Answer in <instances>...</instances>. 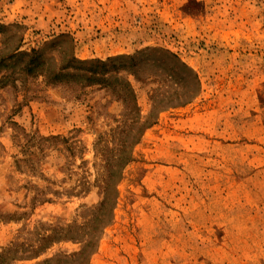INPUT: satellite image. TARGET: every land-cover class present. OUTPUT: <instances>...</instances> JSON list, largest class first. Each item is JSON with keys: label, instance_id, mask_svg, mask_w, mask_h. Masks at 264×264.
<instances>
[{"label": "rangeland", "instance_id": "1", "mask_svg": "<svg viewBox=\"0 0 264 264\" xmlns=\"http://www.w3.org/2000/svg\"><path fill=\"white\" fill-rule=\"evenodd\" d=\"M62 35L80 61L136 58L121 76L141 116L155 95L186 103L133 147L105 223L101 153L119 146L123 104L2 69L1 264H264V0H0V54Z\"/></svg>", "mask_w": 264, "mask_h": 264}, {"label": "trees", "instance_id": "2", "mask_svg": "<svg viewBox=\"0 0 264 264\" xmlns=\"http://www.w3.org/2000/svg\"><path fill=\"white\" fill-rule=\"evenodd\" d=\"M20 46L18 44L11 52L1 51L0 71L5 69L11 76L16 77H43L46 84L50 86L77 85L82 88L100 86L111 91L116 101L123 104V118L120 121L119 133L114 134L119 146L110 150L103 148L101 156L104 157L105 173L98 179L104 199L97 211L98 214L107 216L105 223L111 222L116 204V184L121 178L123 169L133 160V147L141 140L146 129L155 123L157 112L186 102L178 96L158 98L155 95L151 112L143 117L138 112L131 83L121 76L123 70L130 75H136L131 70L139 67L135 57L119 56L109 61H80L74 55L73 40L67 35H62L30 52L20 51ZM52 53H56L57 57ZM165 53L166 58L160 61L163 66L173 71L190 72V75L184 77L170 75L171 80L182 85L184 90L192 85V94H196L199 86L194 72L176 54L169 51ZM97 237L90 236L86 242H96ZM86 248L88 244L79 252V256H86Z\"/></svg>", "mask_w": 264, "mask_h": 264}]
</instances>
